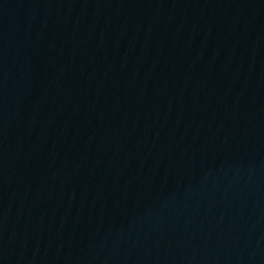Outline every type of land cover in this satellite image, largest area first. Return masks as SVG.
<instances>
[{"label":"water","instance_id":"95a60500","mask_svg":"<svg viewBox=\"0 0 264 264\" xmlns=\"http://www.w3.org/2000/svg\"><path fill=\"white\" fill-rule=\"evenodd\" d=\"M0 264H264V0H0Z\"/></svg>","mask_w":264,"mask_h":264}]
</instances>
